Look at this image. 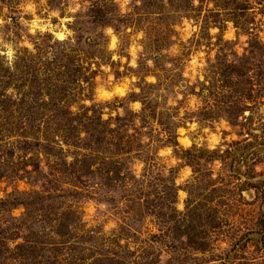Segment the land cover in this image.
<instances>
[{"label": "rangeland", "instance_id": "obj_1", "mask_svg": "<svg viewBox=\"0 0 264 264\" xmlns=\"http://www.w3.org/2000/svg\"><path fill=\"white\" fill-rule=\"evenodd\" d=\"M143 1H0V264H264V0L221 30Z\"/></svg>", "mask_w": 264, "mask_h": 264}, {"label": "trees", "instance_id": "obj_2", "mask_svg": "<svg viewBox=\"0 0 264 264\" xmlns=\"http://www.w3.org/2000/svg\"><path fill=\"white\" fill-rule=\"evenodd\" d=\"M0 1H1V3H6L8 0H0ZM194 2H198L200 5H204V3H207L208 5L214 6L213 8L215 9V11L217 13L213 14L211 16V18L207 17V20L209 21V19H210L211 20L210 24L214 27H218L220 30L222 29L221 26H223V22H224V20L221 19L223 14H225L224 15L225 19H229L232 23H234L235 21H233V20H237V19H235V15H238L240 12V15H238L239 19H240V17L245 19V21L243 23L244 24L243 28H245L244 26H247L248 21L250 19L248 17L250 15H248L246 12L247 9H249V8L246 7V5H245L249 2L248 0H144L142 5H143V8L145 9V11L147 12V14L149 16H151V15L161 14L162 10L164 8H169V7L173 8L174 6H177V9L180 10V12H185L187 8H191L192 3H194ZM240 7H243V8H240ZM218 11H220V12L222 11V15ZM90 12H91L90 17L92 20V25L97 29L105 30L107 28H112L116 33H119L120 30H122L125 25L129 24V20L127 21L126 20L127 18L123 17L121 14L115 13L112 8H109V5H107L106 1L104 3H102V5H100L99 7L95 5ZM218 15H221V17ZM251 20L252 19H250V22H251ZM227 22H229V21H227ZM235 24H236V27L241 28V25H239V23H234V25ZM245 32H247L248 36L253 37V35H251V33H249L247 28L245 29ZM254 38L256 41L259 40L258 37H254ZM90 46H91V48H94L92 45H90ZM258 46L260 47L258 42H255L253 48L260 53V48ZM94 52H97V50H94ZM259 53H258V56H259ZM254 56H255V58H257V54H254ZM53 113L56 114V112H54V111H53ZM97 116H98V114H97ZM84 117H86V115H84ZM81 118H83V117H81ZM62 120H63V124L65 126L64 127L65 130L68 126L69 127L71 126L69 121H65V118ZM87 140L88 139H85L84 143L89 142ZM120 141H122V139H120ZM94 146L91 148H92L94 153H97L98 151H96ZM128 146H129V142H128ZM125 152L129 153V152H131V150L127 148L125 150ZM183 153H185L186 157L191 158L192 160L208 159V158H204L203 156H201V154H198L195 157L194 155H191V152H189V151H184ZM211 158H213L214 160H220V161L222 159V157L217 156V154L216 155L213 154L210 157V159ZM213 159H211V160H213ZM82 163H83L84 169H89V167H91L88 161H82ZM110 166L113 167V169H114V166H112V165H110ZM100 171H104L105 173L111 172L108 169H103V170L100 169ZM115 172H117V170L114 169V173ZM215 192H216V189L214 188L213 190L210 191V193H209L210 195L205 196V199L209 203L210 202L212 203V201L214 200L213 195ZM191 195L192 194L190 193L189 196L192 197ZM191 204H192V198L189 201H187V204H186V208L188 209L187 210L188 214L192 213V215L190 217V224L188 227L186 226V230H187L186 232H189V231L190 232L184 236L179 235V237L183 236V238H185L187 240V242H188L187 244L194 251L201 252L204 250V249H201V247H200L201 242L203 241V236H201L200 232H198V231L196 233H192V232L194 229H198L199 225L200 226L202 225L203 220L209 226L212 225L214 223L215 216L213 215L212 210H210L209 212L203 213L204 214L203 217L201 215L198 216L197 212H195L196 208L193 207ZM189 209H191V211H189ZM158 226H159V230L161 231L163 229V225L160 224ZM176 229H179V228L176 227ZM170 230H172V229H170ZM180 231H181V229H180ZM181 234H182V232H181ZM152 238H154V237L152 236ZM241 243L242 242H238L237 245H239Z\"/></svg>", "mask_w": 264, "mask_h": 264}]
</instances>
